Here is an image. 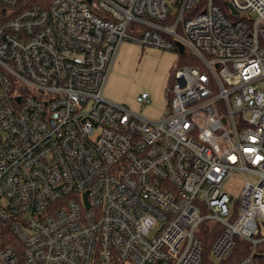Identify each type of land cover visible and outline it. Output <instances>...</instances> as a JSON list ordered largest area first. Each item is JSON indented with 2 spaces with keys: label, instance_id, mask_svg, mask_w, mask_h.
I'll return each instance as SVG.
<instances>
[{
  "label": "built area",
  "instance_id": "2783aa9c",
  "mask_svg": "<svg viewBox=\"0 0 264 264\" xmlns=\"http://www.w3.org/2000/svg\"><path fill=\"white\" fill-rule=\"evenodd\" d=\"M28 2L0 0V264H203L208 222L216 264H264V0ZM125 40L188 54L158 122L103 97Z\"/></svg>",
  "mask_w": 264,
  "mask_h": 264
},
{
  "label": "rangeland",
  "instance_id": "374dc122",
  "mask_svg": "<svg viewBox=\"0 0 264 264\" xmlns=\"http://www.w3.org/2000/svg\"><path fill=\"white\" fill-rule=\"evenodd\" d=\"M188 54L142 46L125 40L119 47L103 90L107 101L126 107L131 113L158 122L168 109V90L175 72L186 65ZM143 93L149 103L138 102ZM244 177L236 176L226 185L236 210L240 206V189ZM212 225V222H208Z\"/></svg>",
  "mask_w": 264,
  "mask_h": 264
},
{
  "label": "trees",
  "instance_id": "16d2710c",
  "mask_svg": "<svg viewBox=\"0 0 264 264\" xmlns=\"http://www.w3.org/2000/svg\"><path fill=\"white\" fill-rule=\"evenodd\" d=\"M29 4L47 6L52 0H27ZM221 7L225 9V4H222ZM212 227L208 223L203 225L202 232L200 234L202 243H203V264H216L211 258V248L216 239V234H213L211 231ZM247 247H241V245L236 248L238 252L234 254L230 259L226 260L223 264H235L245 253Z\"/></svg>",
  "mask_w": 264,
  "mask_h": 264
},
{
  "label": "water",
  "instance_id": "95a60500",
  "mask_svg": "<svg viewBox=\"0 0 264 264\" xmlns=\"http://www.w3.org/2000/svg\"><path fill=\"white\" fill-rule=\"evenodd\" d=\"M228 5V7L232 10V12L233 13H236V11L232 8V6H231V4L230 3H228L227 4ZM179 50H180V53H183L184 52V48H183V46H179ZM87 196V195H86ZM88 206H89V204H88Z\"/></svg>",
  "mask_w": 264,
  "mask_h": 264
}]
</instances>
